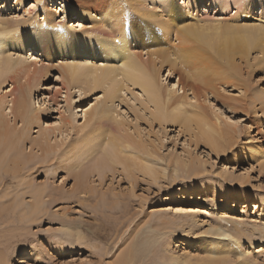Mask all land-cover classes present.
<instances>
[{
    "label": "rangeland",
    "instance_id": "rangeland-1",
    "mask_svg": "<svg viewBox=\"0 0 264 264\" xmlns=\"http://www.w3.org/2000/svg\"><path fill=\"white\" fill-rule=\"evenodd\" d=\"M165 1L140 0L141 11L147 8L157 15L156 20L149 19L150 24L141 20L140 33L155 29L163 43L150 47L154 44L152 39L140 38L146 47L144 60L149 59L146 52L165 51L168 55L178 45V27L168 33L166 24L162 27L158 23L159 19L164 23L171 21L162 6ZM173 1L186 19L182 26L201 20L264 27V0H244L238 8L236 0ZM71 3L72 0H38L35 4L34 0H25L17 4V0H0V23L36 21L31 29L41 42L50 33L41 25L51 15L56 22L53 26H63L67 39L81 30H101L102 18L86 21L77 17ZM133 3L137 7V2ZM129 6L134 8L132 3ZM127 12L131 19L140 20L135 8ZM129 29L131 48L142 51L134 44ZM67 39L64 44L68 47ZM20 55L25 61L23 66L32 64L27 81L33 77L34 64L48 67L51 72L32 94L31 108L39 111L37 124L28 133L27 125L20 119L16 121V131L30 137L20 150L26 160L23 173L15 175L12 171L1 173L0 177V242H4L0 250L9 264H114L122 256L126 264H206L211 253L217 254L216 262L220 264H264L263 54L252 51L244 62L237 56L240 69L234 77L228 76L230 82L218 78L201 82L181 66L171 75L167 63L161 70L163 85L173 90L174 100L187 95L188 102L195 104L194 92L206 113L220 118L226 135L217 153L197 142L181 125L161 126L130 92L123 91L113 102H106L113 119L123 121L130 134L164 161L159 164L167 171L157 183L136 172L135 178H129L119 167L103 179L70 168V164L76 166L79 162L66 161L65 153L75 149L77 139L86 138L99 125L97 118L86 123L84 116L103 101L104 93L99 90L84 97L78 89L64 83L58 67L70 64L68 55L49 59L30 46ZM15 58L17 54L13 55ZM15 77L20 79L19 74ZM179 78L185 93L178 85ZM12 88L9 83L4 84L0 96L9 95ZM132 89L141 100L137 89ZM10 99L7 97V102ZM67 102L72 106L69 109ZM4 107L9 113L10 106ZM8 118L13 128V114ZM69 120L71 123L67 124ZM109 125L103 124V131ZM48 146H56L55 151L50 152ZM56 165L60 171L52 173ZM175 170L179 171L177 177ZM40 189L46 193L40 205L33 207ZM4 206L7 207L2 210ZM77 234H82L84 242L76 239ZM218 240L222 242L219 248L227 246L226 260L216 252L218 249L208 248L209 243Z\"/></svg>",
    "mask_w": 264,
    "mask_h": 264
},
{
    "label": "bare ground",
    "instance_id": "bare-ground-1",
    "mask_svg": "<svg viewBox=\"0 0 264 264\" xmlns=\"http://www.w3.org/2000/svg\"><path fill=\"white\" fill-rule=\"evenodd\" d=\"M130 1L126 0L124 3L123 0L108 2L106 0H72L70 8L74 14L78 15L77 17L84 18L86 21L102 18L104 26L97 32L78 31L69 39H67L68 34L63 33L65 30L63 26H59V28L53 26L56 22L54 23L52 15L51 18L49 16L45 18L41 25L43 29L50 31L42 42L35 38L34 30L31 29L36 21L0 23V91L1 87L7 83L13 87L9 95L0 96V177L1 173H12V171L15 175L23 173L26 160L20 150L30 137L27 139L22 136L24 133L16 131V121L20 119L27 125L26 132L28 133L31 131L30 128L37 124L40 117L39 111L31 108L32 94L39 87L41 80H48L51 72L48 67L38 68L37 64H34L33 77L29 81L26 80V75L32 68V64L23 66L25 61L21 59L20 54L26 46L48 55L49 59L68 55L71 60L70 64L58 67L60 78L65 84L67 82L70 88L78 89L81 96L87 97L99 90L104 93L103 101H100L97 107H93L84 116L86 123L97 118L99 125L86 138L77 139L78 141L74 144L76 145L75 149L70 148L65 153L66 161L77 159L79 162L76 166L70 164V168L78 169V172L85 173V176L96 174L100 179H103L108 172L111 173L119 167L122 169L121 172L129 178H135L133 175L135 172L148 177L154 183H157L160 177H165L167 170L159 164L164 161L160 158L157 159L156 154L149 146L130 134L123 121H119L116 117L113 119L111 107H105L106 102H113L117 95L123 91L134 94V100L140 102L144 110L149 111L151 118L161 126L164 124L181 125L193 134L197 142L203 143L212 151L217 153L222 149L221 143L226 133L220 118L212 114L208 115L209 113H206L205 107L199 103L194 92L192 96L195 104L188 102L187 95L178 98L179 100H174L173 90L165 89L163 85L160 76L161 70L167 63L170 65L169 73L171 75L175 73L177 66H181L191 73L192 78L201 80V82H205L208 80L207 78L211 80L218 78V80L230 82L228 76L234 77L240 69V65L238 67L236 64L237 56L240 61L244 62L247 61L252 51H258L264 55V27L255 24L230 26L224 22L212 23L210 21L211 23H206L201 20L182 26L186 22L185 17L177 10L178 7L173 5V0L170 2H166V0L162 6L169 12L167 15L171 21L164 23L159 19L158 23H162V27L166 24L164 29L168 28V33L171 32L172 27H178L176 32L178 45L172 50L170 49L168 55L165 51L146 52L145 55H148L149 59L144 60L143 52L146 47L140 42V38L143 40L147 36L150 40L152 39L154 44L156 42H159L160 45L163 44L157 38L155 29L149 28L147 34L139 31L141 24H150L149 19L154 21L157 19V15L153 10H145L147 8H143L144 12L141 11L140 0ZM21 2H25V0H17V4H21ZM34 2L38 4V0H34ZM133 2H137V7ZM131 3L140 20L133 19V17L131 19L129 16L127 11L134 9L129 6ZM141 20L144 22L142 23ZM162 27L160 26V28ZM108 28H111L112 31H107ZM129 28L132 29L131 37L134 39V44L142 48V51L134 52L131 48ZM66 39L70 40L68 47L64 44ZM166 40L169 41V39ZM154 44L150 47L158 46V44ZM16 54L17 58L13 59V55ZM172 57L174 59H171ZM218 62L221 63L216 65ZM159 63L160 66L157 67ZM15 74H19L20 79L15 77ZM22 79L26 80L23 84L20 83ZM178 85L182 86L180 78ZM132 88L137 89L141 100L137 98ZM182 90L185 93L183 86ZM7 97H11L8 102ZM100 104L103 107L99 109ZM4 105L10 106L9 113H5L6 106L4 107ZM67 106L68 109L72 107L69 102H67ZM11 114L14 116L13 128L8 118V115ZM70 123L69 120L67 124ZM106 123H110V125L103 131L102 125ZM47 144L49 145V142ZM55 148L56 146H48L50 152L55 151ZM49 150L46 152L48 153ZM84 166L87 167L86 171L83 170ZM58 167L56 165L52 173L60 171ZM174 172L177 177L179 171L175 170ZM43 189L37 192V200L33 203V207L37 203L40 205L43 200V195L46 193ZM5 207L7 206L1 207L2 210ZM1 212L0 209V214ZM76 239L84 242L82 234H77ZM3 243L0 242V245ZM221 245L222 242L219 240L213 241L209 243L208 248L210 250L218 249L216 252L221 254L223 260H226L229 258L227 246L219 248ZM237 246L236 242L235 248ZM211 254L213 255L206 264H220L216 262L217 254ZM0 264H9L1 250ZM114 264H126V258L122 256Z\"/></svg>",
    "mask_w": 264,
    "mask_h": 264
},
{
    "label": "snow or ice",
    "instance_id": "snow-or-ice-1",
    "mask_svg": "<svg viewBox=\"0 0 264 264\" xmlns=\"http://www.w3.org/2000/svg\"><path fill=\"white\" fill-rule=\"evenodd\" d=\"M243 3H244V0H236L235 5L238 8Z\"/></svg>",
    "mask_w": 264,
    "mask_h": 264
}]
</instances>
